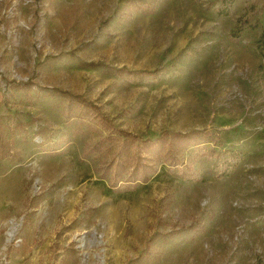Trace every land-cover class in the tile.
Segmentation results:
<instances>
[{
  "label": "rangeland",
  "instance_id": "1",
  "mask_svg": "<svg viewBox=\"0 0 264 264\" xmlns=\"http://www.w3.org/2000/svg\"><path fill=\"white\" fill-rule=\"evenodd\" d=\"M136 1L153 12L129 0H0V137L19 153L0 158V264H264V46L258 27L230 38L264 8ZM65 93L140 137L210 129L244 154L223 177L221 152L195 160L199 181L167 169L111 193L105 157H81L99 133L63 119ZM197 220L193 238L161 237Z\"/></svg>",
  "mask_w": 264,
  "mask_h": 264
},
{
  "label": "trees",
  "instance_id": "2",
  "mask_svg": "<svg viewBox=\"0 0 264 264\" xmlns=\"http://www.w3.org/2000/svg\"><path fill=\"white\" fill-rule=\"evenodd\" d=\"M234 1L220 0L217 13L226 15L231 10ZM258 4L264 8V0H253V3L249 5L250 11L254 13ZM129 7H135L146 13H152L154 10L149 4H140L136 0H129ZM256 27L261 29L258 43L262 47L264 46V15L262 21L260 18L253 22L248 19L240 20L231 31L230 38L237 40L245 29ZM115 70L117 73L126 72L124 68ZM63 99L64 105L61 112L65 121L78 118L87 122L89 128L99 133L97 139L83 147L81 157H105L103 165L98 168V175L100 180L107 181V190L111 193L135 192L141 185L147 184L151 178L167 169H176L178 177L182 180L199 181L201 179L197 170L194 169L195 160L202 156H219L221 152L228 156L222 161L223 170L219 173V176L223 177L244 154L241 148L225 147L221 135L210 129H190L185 132L164 130L155 137H140L132 131L118 128L112 119L102 111L100 105L80 94L65 93ZM3 131L4 129L0 125V133ZM10 145L3 134L0 137V158H19V153L12 150ZM186 151L190 152L189 156L185 155ZM171 202L172 195L166 193L160 199L159 205L162 209H166ZM204 230V224L197 220L188 226L164 232L161 237L164 241H168L174 236L185 233L191 234V238H193ZM145 253L148 262L150 259L157 261L160 258L159 254L153 251L150 246L145 248Z\"/></svg>",
  "mask_w": 264,
  "mask_h": 264
},
{
  "label": "bare ground",
  "instance_id": "3",
  "mask_svg": "<svg viewBox=\"0 0 264 264\" xmlns=\"http://www.w3.org/2000/svg\"><path fill=\"white\" fill-rule=\"evenodd\" d=\"M12 236V232H8V239Z\"/></svg>",
  "mask_w": 264,
  "mask_h": 264
}]
</instances>
